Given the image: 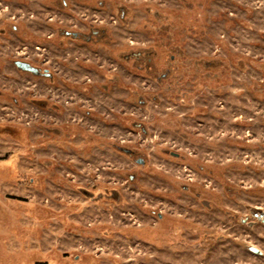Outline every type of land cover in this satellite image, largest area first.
<instances>
[{
  "label": "rangeland",
  "instance_id": "rangeland-1",
  "mask_svg": "<svg viewBox=\"0 0 264 264\" xmlns=\"http://www.w3.org/2000/svg\"><path fill=\"white\" fill-rule=\"evenodd\" d=\"M0 264H264V0H0Z\"/></svg>",
  "mask_w": 264,
  "mask_h": 264
}]
</instances>
